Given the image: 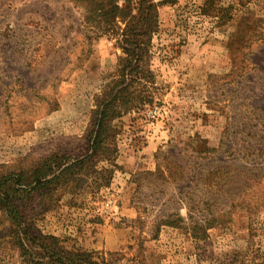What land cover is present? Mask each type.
Segmentation results:
<instances>
[{"label": "rangeland", "instance_id": "1", "mask_svg": "<svg viewBox=\"0 0 264 264\" xmlns=\"http://www.w3.org/2000/svg\"><path fill=\"white\" fill-rule=\"evenodd\" d=\"M115 36L84 23L71 0H0V173L82 151L117 68ZM152 49L151 99L112 120L117 151L97 166L106 170L58 187L36 207L37 227L108 264H255L264 256V0H169ZM168 159L187 166L184 179L160 174ZM220 175L243 191L231 205L216 193ZM0 264L27 263L0 241Z\"/></svg>", "mask_w": 264, "mask_h": 264}, {"label": "trees", "instance_id": "2", "mask_svg": "<svg viewBox=\"0 0 264 264\" xmlns=\"http://www.w3.org/2000/svg\"><path fill=\"white\" fill-rule=\"evenodd\" d=\"M71 2L73 6L83 9L84 23L96 27L101 34L116 35L121 53L115 74L105 82L102 93L97 97L93 123L84 136L87 145L79 154L69 156V151L55 153L38 166L0 173V241L10 243L27 264H108L103 256L94 251L68 247L65 239L42 233L37 227L35 210L40 203L47 204L58 187L64 188L74 180L79 181L81 173L101 174V170H106L97 166L103 159H111L117 151L116 144H112L115 141L114 129L111 130L112 120L151 99L149 87L155 81V71L150 65L153 38L159 29V7L169 0ZM165 167L162 170H166L167 174L164 171L160 174L172 181L186 175L187 166L176 160L168 159ZM178 170L180 172L177 173ZM150 174L155 175L154 172ZM203 174L201 169L197 175L199 181L203 180ZM213 175L215 172L208 171L206 177L211 179ZM223 178L220 175V187H217L219 190L216 193L229 195L231 205V200L243 191L236 190L227 176L224 181ZM182 190L183 187L180 193ZM204 198L213 203L211 194L205 193ZM162 221L165 224L176 222L169 217ZM255 264H264V256Z\"/></svg>", "mask_w": 264, "mask_h": 264}]
</instances>
